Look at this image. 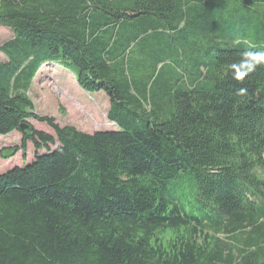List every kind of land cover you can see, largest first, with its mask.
Masks as SVG:
<instances>
[{
    "label": "trees",
    "instance_id": "16d2710c",
    "mask_svg": "<svg viewBox=\"0 0 264 264\" xmlns=\"http://www.w3.org/2000/svg\"><path fill=\"white\" fill-rule=\"evenodd\" d=\"M240 1L241 33L217 23L210 59L175 46L169 66L133 63L135 46L193 10L210 19L218 0H0L14 32L0 46V135L22 134L1 157L47 151L0 174V264H264V62L246 56L264 52V0ZM56 60L108 95L118 130L36 112L31 86Z\"/></svg>",
    "mask_w": 264,
    "mask_h": 264
},
{
    "label": "rangeland",
    "instance_id": "374dc122",
    "mask_svg": "<svg viewBox=\"0 0 264 264\" xmlns=\"http://www.w3.org/2000/svg\"><path fill=\"white\" fill-rule=\"evenodd\" d=\"M218 3V11L214 12L210 19L205 20L200 15L201 11L193 10L187 16L181 29L175 33L165 31L157 33L158 35L152 34L140 41L134 48L133 63L142 62L150 65L156 58H169L167 64L172 66V61L178 53L175 46L189 48L201 45L202 57L210 59L212 52L216 50L210 48L211 40L217 34L215 28L217 23H221L224 32L241 33L242 27L237 22H242L245 19L244 11H235L237 6L242 3L240 0H218ZM252 21L256 22L257 17H253ZM13 37L14 32L11 28L0 25V46ZM169 42L172 43L171 46H168ZM5 60V55L0 52V63ZM176 64L179 65V62L176 61ZM167 68L168 66L165 67V70H168ZM166 77L171 82H175L178 75L169 73ZM29 93L34 99L36 112L42 116L55 117L62 126L72 125L87 133L119 129L115 122L108 119L110 110L108 95L104 91L89 92L84 90L77 81L74 67L70 61L56 60L43 65L35 77ZM61 106L64 107V110H61ZM30 121L37 129L55 135L54 130L46 122L35 119ZM21 141L22 134L17 130L7 135H0V174L14 167L27 165V162L36 158V155L47 153L46 149L36 150L33 143L29 142L25 159L22 151L10 159L1 157L2 149L20 145ZM55 148L56 146H52V149ZM201 214L205 213L201 212ZM220 238L232 242L236 247L243 246V239H231L223 234L220 235Z\"/></svg>",
    "mask_w": 264,
    "mask_h": 264
},
{
    "label": "clouds",
    "instance_id": "9594fccd",
    "mask_svg": "<svg viewBox=\"0 0 264 264\" xmlns=\"http://www.w3.org/2000/svg\"><path fill=\"white\" fill-rule=\"evenodd\" d=\"M247 57H252L256 63H260V62H264V52L262 53H247L246 54ZM251 67H255V64H252ZM251 70V69H249ZM242 73H237V78H242Z\"/></svg>",
    "mask_w": 264,
    "mask_h": 264
},
{
    "label": "crops",
    "instance_id": "0c3cea01",
    "mask_svg": "<svg viewBox=\"0 0 264 264\" xmlns=\"http://www.w3.org/2000/svg\"><path fill=\"white\" fill-rule=\"evenodd\" d=\"M6 57V56H5ZM5 61H7V58H6V60ZM4 62V61H3ZM36 159V158H35ZM34 159V160H35ZM34 160H32V161H29V162H27V164H30V163H32Z\"/></svg>",
    "mask_w": 264,
    "mask_h": 264
},
{
    "label": "water",
    "instance_id": "95a60500",
    "mask_svg": "<svg viewBox=\"0 0 264 264\" xmlns=\"http://www.w3.org/2000/svg\"><path fill=\"white\" fill-rule=\"evenodd\" d=\"M21 128L24 129V126H22Z\"/></svg>",
    "mask_w": 264,
    "mask_h": 264
}]
</instances>
